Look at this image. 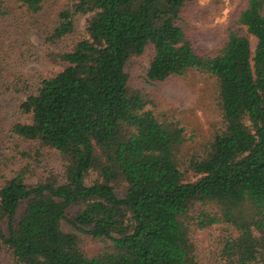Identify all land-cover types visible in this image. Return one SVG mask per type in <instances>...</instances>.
I'll return each instance as SVG.
<instances>
[{
    "label": "trees",
    "instance_id": "obj_1",
    "mask_svg": "<svg viewBox=\"0 0 264 264\" xmlns=\"http://www.w3.org/2000/svg\"><path fill=\"white\" fill-rule=\"evenodd\" d=\"M50 1L12 4L31 22ZM193 3L74 0L59 12L45 53L58 68L20 100L29 121L10 130L36 153L56 151L62 169L34 183L27 166L0 174V255L9 264H204L199 231L209 232L218 264H264V0H244L207 42L193 33L207 6ZM11 9L0 0V23ZM80 14L90 15L85 36L57 48ZM237 25L255 37L253 50ZM21 26L0 25V89L15 77L7 38ZM148 45L147 84L189 71L215 79L220 124L184 161L192 137L181 114L147 107L129 82L127 64Z\"/></svg>",
    "mask_w": 264,
    "mask_h": 264
},
{
    "label": "rangeland",
    "instance_id": "obj_2",
    "mask_svg": "<svg viewBox=\"0 0 264 264\" xmlns=\"http://www.w3.org/2000/svg\"><path fill=\"white\" fill-rule=\"evenodd\" d=\"M4 1L12 7V11L0 23L1 27L9 30L10 26L15 23L22 26L19 29V34L10 35L7 38L12 47L7 54L6 63L16 70L14 79L8 83L7 87L0 89V174L9 176L27 166L30 170L28 182L34 183L51 170L60 173L62 167L59 155L52 149H44L36 153V144L14 135L10 127L16 120L29 121L27 116L21 115L17 110L20 100L25 98L26 93L34 91L42 77L57 70L58 67L45 58L48 48L46 37L55 27L59 12L70 6L74 0H51L44 6L40 15L31 22L24 18L19 8L13 6L12 0ZM243 2L244 0H194L193 7L207 6L208 9L205 13L207 22L195 21L197 29L194 30V35L203 42H207L206 39L214 36L227 23L230 16L242 7ZM89 16L75 15L72 33L63 38L56 47L69 49L76 41L85 36V25ZM16 26L18 28V24ZM237 28L240 33L248 36L253 50L256 44L255 37L246 32L245 26L237 25ZM210 44L215 46L216 41ZM152 54L153 47L148 45L142 56L127 64L126 71L129 73V82L134 89L145 91L148 96L146 97L147 107H155L162 112L175 111L181 114L192 137L191 144L184 150L182 156V161H184L191 154H198L202 151L210 133L213 132L211 122L215 120L218 122V126L220 124V115L215 104V79L202 77L189 71L181 77L173 76L155 85L147 84L143 76ZM93 178L94 176L89 177L86 182H92ZM185 178L192 181L196 179V176L187 170ZM116 193L119 197L124 195L123 190L119 187L116 189ZM71 213L72 208L67 212L68 217ZM62 229L73 231V228L66 222L62 223ZM195 238L200 245L202 262L218 264L216 258L213 259L210 255L214 244L211 245L212 240L209 232L199 231ZM0 264H9V260L0 255Z\"/></svg>",
    "mask_w": 264,
    "mask_h": 264
}]
</instances>
